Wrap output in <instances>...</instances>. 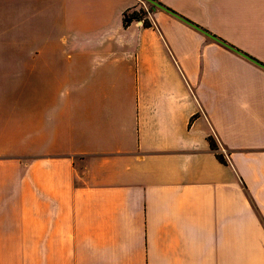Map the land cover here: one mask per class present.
<instances>
[{"label":"crops","instance_id":"crops-1","mask_svg":"<svg viewBox=\"0 0 264 264\" xmlns=\"http://www.w3.org/2000/svg\"><path fill=\"white\" fill-rule=\"evenodd\" d=\"M157 1L240 52L142 0H0V264H264V0Z\"/></svg>","mask_w":264,"mask_h":264},{"label":"water","instance_id":"water-1","mask_svg":"<svg viewBox=\"0 0 264 264\" xmlns=\"http://www.w3.org/2000/svg\"><path fill=\"white\" fill-rule=\"evenodd\" d=\"M144 1L150 3L154 9H156V8H161V9H164V10H166V11H168V12H170V13L176 15L177 17L183 19V20L186 21L187 23L191 24L192 26H194V27L197 28L198 30H200V31H202L203 33H205L206 35H208L210 38H212V39H214V40H216V41H218V42H221L222 44H225V45L231 47L232 49H235L236 51L240 52L239 50H237V49L234 48L233 46L229 45L228 43L224 42L223 40H221L220 38H218V37L215 36L214 34L208 32L207 30L203 29L202 27H200V26L194 24L193 22L189 21L188 19L183 18L182 16L176 14L174 11L170 10L169 8H167L166 6H164V5H163L162 3H160L159 1H157V0H144ZM244 55L247 56L246 54H244ZM247 57H249V56H247Z\"/></svg>","mask_w":264,"mask_h":264},{"label":"trees","instance_id":"trees-1","mask_svg":"<svg viewBox=\"0 0 264 264\" xmlns=\"http://www.w3.org/2000/svg\"><path fill=\"white\" fill-rule=\"evenodd\" d=\"M143 14H144V11L143 10H139V11H136V10H132V12H128L126 13V16H125V20L126 22L127 21H130L131 19H136V20H139L141 18H143ZM144 25H151V23L148 21V20H144ZM210 140V145L212 147V149H217V144L214 140L213 137H210L209 138ZM218 157L220 160L224 161V156L220 153H218Z\"/></svg>","mask_w":264,"mask_h":264},{"label":"built area","instance_id":"built-area-1","mask_svg":"<svg viewBox=\"0 0 264 264\" xmlns=\"http://www.w3.org/2000/svg\"><path fill=\"white\" fill-rule=\"evenodd\" d=\"M142 3H143V7L140 9V10H143L144 11V14H143V18L139 19L138 21L143 24L144 23V20H148L151 24H152V21L150 20V15H151V6L149 5L150 3L142 0ZM139 11V10H138ZM128 12H132V10H128Z\"/></svg>","mask_w":264,"mask_h":264},{"label":"rangeland","instance_id":"rangeland-1","mask_svg":"<svg viewBox=\"0 0 264 264\" xmlns=\"http://www.w3.org/2000/svg\"><path fill=\"white\" fill-rule=\"evenodd\" d=\"M150 6H152L151 4H149Z\"/></svg>","mask_w":264,"mask_h":264}]
</instances>
